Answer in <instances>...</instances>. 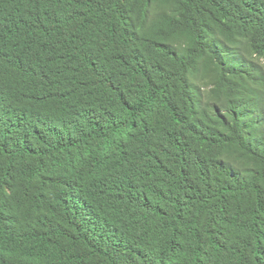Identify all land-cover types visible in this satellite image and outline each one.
<instances>
[{"label":"trees","instance_id":"1","mask_svg":"<svg viewBox=\"0 0 264 264\" xmlns=\"http://www.w3.org/2000/svg\"><path fill=\"white\" fill-rule=\"evenodd\" d=\"M0 264H264V0H0Z\"/></svg>","mask_w":264,"mask_h":264},{"label":"rangeland","instance_id":"2","mask_svg":"<svg viewBox=\"0 0 264 264\" xmlns=\"http://www.w3.org/2000/svg\"><path fill=\"white\" fill-rule=\"evenodd\" d=\"M199 85L203 88V94L206 95L207 97L210 96V92L213 89V86L211 87L210 84H206L205 81L201 80L199 81Z\"/></svg>","mask_w":264,"mask_h":264}]
</instances>
